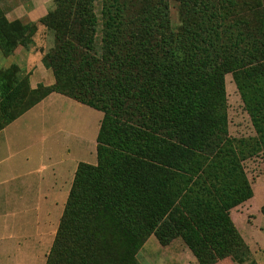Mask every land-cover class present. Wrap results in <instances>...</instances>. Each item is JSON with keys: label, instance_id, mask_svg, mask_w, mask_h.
Wrapping results in <instances>:
<instances>
[{"label": "trees", "instance_id": "1", "mask_svg": "<svg viewBox=\"0 0 264 264\" xmlns=\"http://www.w3.org/2000/svg\"><path fill=\"white\" fill-rule=\"evenodd\" d=\"M39 23L55 83L0 69V129L52 92L103 113L97 163L78 164L46 264H140L152 235L181 238L199 264L245 263L230 210L254 195L243 161L264 157V0H54ZM37 28L0 4L5 56ZM228 73L255 137L229 133Z\"/></svg>", "mask_w": 264, "mask_h": 264}, {"label": "crops", "instance_id": "2", "mask_svg": "<svg viewBox=\"0 0 264 264\" xmlns=\"http://www.w3.org/2000/svg\"><path fill=\"white\" fill-rule=\"evenodd\" d=\"M52 1L0 0L10 22L38 23L33 42L29 47L20 44L8 56H5L0 48V69L12 64L18 65L20 75L29 76L32 89L39 85L51 86L55 83L53 71L43 62V56L50 48L52 38L49 33H46L45 26L39 23L53 6ZM64 97L66 95L57 92L50 93L34 107L2 128L0 139L9 128L17 125L33 109L38 107L40 111H44L46 104L64 101ZM67 98L70 97L67 96ZM70 99L74 101L71 105L77 104L78 108L86 110L85 106L88 105L73 98ZM99 112L100 115L97 117L100 116L98 126L100 128L103 113ZM90 124L91 122L88 123ZM13 134L18 136L13 140L15 141L13 145L6 134L0 141V264H46L78 164L80 162L97 163V158L95 163L87 159L89 154L94 155L93 149L97 135L94 134L93 139L89 140L87 132V140L80 141L81 155L79 157L78 155L70 156L60 160L49 158L51 159L49 161L48 147L45 143L43 145L20 143V136L27 134L25 130L14 131ZM89 141L92 143L90 148ZM37 146L38 159L34 158L31 161L28 152ZM67 151L70 150L67 149ZM82 157H86V160ZM259 193L261 196L264 194V187L259 188ZM252 198L232 208L231 212L235 208L246 207L248 209ZM263 204L264 202L258 204L257 207L261 209ZM253 228L258 229L262 234L258 226ZM254 234L256 236V233L250 229L247 236H242L249 244L252 253H258L257 256L261 257V259H256L257 262L264 264V243L257 241L258 237L255 238Z\"/></svg>", "mask_w": 264, "mask_h": 264}, {"label": "rangeland", "instance_id": "3", "mask_svg": "<svg viewBox=\"0 0 264 264\" xmlns=\"http://www.w3.org/2000/svg\"><path fill=\"white\" fill-rule=\"evenodd\" d=\"M52 5L54 6V0L52 1ZM171 19L175 27L178 23V11L175 3L171 4ZM45 30L48 33L46 27ZM225 82L230 135L236 138L255 137V129L249 114L244 108L243 101L231 73L225 76ZM63 99L65 100L58 101L55 104H46L44 111H40L38 107L33 109L17 125L9 128L5 134L10 139V143L13 145L15 143L13 140L18 137L13 134L14 131L25 130L27 134L20 136V143H36L37 145H43L45 143L48 147V160L49 158H52V160H60L77 155L79 157L81 155V152H79L80 141L84 142V140H87V132L89 140L93 139L94 134L97 135L100 119V116H97L100 115V112L88 106H85L86 110L83 111L76 106L77 104L71 105L74 101L67 98V96ZM39 113L41 114L40 116ZM90 122L91 124L88 125ZM5 134H3V137ZM3 137L0 141L3 140ZM94 144V155L89 154L87 157L93 163L96 162L97 158V141ZM67 145L69 146L67 147ZM90 147H92V143L89 141ZM67 149L70 151H67ZM28 154L31 161L34 158L38 159V146L37 148H32ZM82 158L86 160V157ZM243 166L252 185L254 194L255 190L256 194L250 200V207L248 209L246 207L235 208L232 212L230 210V215L239 234L250 249L249 244L243 237L247 236L246 234H248L250 229L256 233L258 237L257 241L262 242V244L264 243V215L261 209L257 207L258 204L264 202V194L261 196L259 193V188L264 187V157L262 153L245 159ZM252 224L254 225L251 226ZM256 226L262 230V234L258 229L253 228ZM253 236L256 238L255 234ZM257 254L252 253L250 249V258L245 263H238L230 257H227L218 260L214 264H249L252 261L258 263L256 259H261V257L257 256ZM138 261L140 264H199L198 259L181 238L173 239L168 245H161L155 235L150 236L140 249Z\"/></svg>", "mask_w": 264, "mask_h": 264}]
</instances>
